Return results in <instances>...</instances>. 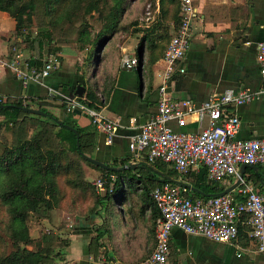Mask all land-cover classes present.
<instances>
[{"label": "crops", "instance_id": "obj_1", "mask_svg": "<svg viewBox=\"0 0 264 264\" xmlns=\"http://www.w3.org/2000/svg\"><path fill=\"white\" fill-rule=\"evenodd\" d=\"M149 1L154 4L153 16L140 19L128 35H117L94 54L89 68L85 61L90 52L77 51L72 47H62V52L57 54L59 68L39 82L25 83L8 66L0 65V100L7 105L18 100L33 102V109L46 108L63 120L70 112L71 101L83 99L93 87L98 97L95 108L119 125L112 144L107 143L105 134L98 132L94 158L110 166L115 160L125 158H132L130 166L147 162L144 158L135 159L129 145L131 139L140 134L142 126L157 113L161 84L159 75L164 71V55L178 27L172 19L178 5L169 4L166 0L167 18L163 20L159 17L160 0ZM195 6L197 17L193 22L190 48L180 63L186 73L177 74L171 84L174 99L189 100L199 109L215 94L248 91L255 96L254 99L241 106L228 107L227 113L241 120L238 139L264 138V81L257 63L258 44L264 41V0H195ZM138 7L139 4L134 3L130 13H135ZM155 24L159 25L156 36L163 35L165 31L168 36L165 40H155L157 48L151 51L144 43L139 54L146 30ZM15 29V20L0 11V56L3 58L11 54ZM125 55L139 59L138 70L129 71L122 67ZM51 56L46 49H37L26 58L32 61L42 58L45 62ZM79 85L86 89L83 98L74 93ZM72 111L76 112L74 119L81 127H94L86 114L79 109ZM208 126L209 117H200L199 114L187 116L184 127H180L177 121L169 123V127L176 132L192 134H199ZM256 167L246 171L243 181L264 194V165ZM202 173H207L204 166L191 172L195 176ZM238 180L237 177L228 178L221 182V186L227 190ZM177 182H182V177ZM132 198L126 203V208L132 203L137 204L136 197ZM143 207L139 203L134 209L135 216L130 219V215L125 216L123 212V218L128 220H124L121 226H112V239L105 237V247L99 250L98 261L89 251L94 236L93 221L78 216L68 217L73 220V225L67 228L70 246L64 252V260L55 264H133L145 260L154 250L156 236H152L148 228L152 212L149 208L143 210ZM59 223L51 224V228H54V234L63 236ZM244 226L250 229L248 224ZM249 233L250 230L243 241L240 234L236 242L218 243L174 228L168 264H264V254L257 252Z\"/></svg>", "mask_w": 264, "mask_h": 264}, {"label": "trees", "instance_id": "obj_2", "mask_svg": "<svg viewBox=\"0 0 264 264\" xmlns=\"http://www.w3.org/2000/svg\"><path fill=\"white\" fill-rule=\"evenodd\" d=\"M139 0H0V11L7 13L16 22L15 37L37 30V49L49 47L50 55L62 52V47L89 51L85 65L93 64V56L110 43L117 35H128L138 19L128 21L131 7ZM166 0H160V19L166 20ZM178 5L173 20L179 25L180 4L178 0H167ZM154 7V6H153ZM179 15V17H178ZM35 25V27L33 26ZM34 27V28H33ZM159 25L145 32L139 51L147 43L148 50L157 48L155 40H165L167 31L156 36ZM97 29V33L94 29ZM33 43V42H32ZM33 48V47H32ZM31 49V48H30ZM150 59L154 61L153 57ZM31 65L41 68L42 58L31 60ZM81 102L95 107L98 102L96 90L90 87ZM4 105L0 100V106ZM0 108V264H55L64 260V252L70 246V239L52 233H45L34 240L30 234L29 219L34 215L51 219L52 213L59 210L69 217L98 223L93 224V239L90 255L99 260L104 239H112V226H121L111 213L114 200L121 214L135 216L134 209L142 203L143 210L152 212L149 233L156 235V220L159 216L152 199V191L164 183L176 184L180 177L169 165L157 162L138 163L130 166L132 158L115 160L112 167L128 168L124 171H108L83 158H94L98 131L94 127H81L76 121L75 111H70L65 119L51 114L46 108L43 112L55 118L33 115L18 107L33 108V102L18 100ZM58 121H61L59 123ZM68 127L80 134V148L77 136ZM7 134H10L8 137ZM100 173L106 193L99 194L86 176L85 169ZM183 184H191L199 192L187 190L191 199H208V195L226 190L221 183L210 182L207 173L182 176ZM110 190L112 192H110ZM137 195V196H136ZM135 196L136 203L126 208V203ZM105 212V214H104ZM133 215V216H132ZM125 221L128 218H123ZM248 218L239 224V238L247 239ZM105 253H103L104 255Z\"/></svg>", "mask_w": 264, "mask_h": 264}, {"label": "built area", "instance_id": "obj_3", "mask_svg": "<svg viewBox=\"0 0 264 264\" xmlns=\"http://www.w3.org/2000/svg\"><path fill=\"white\" fill-rule=\"evenodd\" d=\"M178 1L181 20L164 55V71L159 75L161 84L157 113L142 126L140 134L131 139L129 148L135 159L144 158L149 164H168L180 177L199 171L204 166L210 182L221 183L232 177L240 179L243 165H264V138L238 139L241 120L236 115H229L227 108L247 104L255 96L248 91L215 94L199 109L189 100L174 99L171 84L177 74L186 73L180 63L190 48L193 22L197 17L195 0ZM148 15L152 17V12ZM257 63L264 81V41L258 44ZM0 65L8 66L27 83L48 78L59 68L60 61L51 56L38 68L31 65L30 58H24L15 50L12 57L0 56ZM122 67L136 71L139 59L125 55ZM74 109L86 114L96 130L106 135L107 143H113L119 126L117 122L105 117L99 109L86 106L81 99L71 101L69 111ZM193 114H199L200 117L207 115L208 128L199 134H192L176 132L169 127L172 121H177L180 127H184L186 117ZM93 186L99 194L106 193L102 179L93 182ZM186 192L187 189L183 186L173 183L161 184L152 191L151 196L159 213L155 247L148 258L133 264H168L174 228L218 243L236 242L243 218H248L249 236L257 252L264 254V194L247 185L243 179L240 186L232 192L206 200L191 199Z\"/></svg>", "mask_w": 264, "mask_h": 264}, {"label": "rangeland", "instance_id": "obj_4", "mask_svg": "<svg viewBox=\"0 0 264 264\" xmlns=\"http://www.w3.org/2000/svg\"><path fill=\"white\" fill-rule=\"evenodd\" d=\"M151 3L152 2H150L149 0H139V2H138L139 7L136 9V12L131 13L130 15L128 14L127 18L129 19L131 17L132 21L138 19V22H139L140 19L148 18L149 17L148 13H150V12H152V16H153V13L155 10L153 7L154 4L152 5ZM150 4H151V7L149 8ZM134 16H136V17H134ZM33 26L35 27V25H33ZM94 32L97 33L96 28L94 29ZM30 34L31 35L28 38V36H26L27 32H24L23 34L19 35V38L17 37L15 39H13V41H12L13 46L11 48V54H9L11 57L15 54V50H16V52L21 53L24 58L30 56L33 51L37 50V43H35V41L37 42V39H38L37 35L38 34H37L36 28H34L32 30V32L30 31ZM49 49L50 48L46 46V52L47 53H48ZM52 56L58 58L57 55H52ZM7 135H8V137H10V134H7ZM170 167L171 166H169V169H171ZM85 172H86V176H87L88 180H90L92 184L97 179H100V173L95 172L90 168H86ZM110 205H111L110 210L112 211L111 213L115 216L114 218H116L115 220L118 222V224H120L121 222L124 223V219H122V214L120 213V211L118 209L119 206H116L114 200L112 201V203ZM104 214H105V212H104ZM68 217L69 216L63 214V212H61L59 210H55L52 213L51 219H43V218L41 219V218L34 216V215L30 216L28 225H29L30 234H31L32 238L34 240H38L41 238V236L43 234L49 233V232L50 233L54 232V230H53L54 228H51V224L53 225L56 222L57 223L60 222L58 228L62 229L63 236L67 237L68 236L67 228H69V226L73 225V220L68 219ZM70 218H71V216H70ZM95 223H98L97 219L93 220V224H95Z\"/></svg>", "mask_w": 264, "mask_h": 264}, {"label": "water", "instance_id": "obj_5", "mask_svg": "<svg viewBox=\"0 0 264 264\" xmlns=\"http://www.w3.org/2000/svg\"><path fill=\"white\" fill-rule=\"evenodd\" d=\"M85 87L83 85H79L77 86L76 90H75V96L79 97V98H83L84 95H85ZM75 96L73 99H75ZM10 107H15V106H12V105H7V104H4V105H1L0 108L1 109H4V108H10ZM18 108H21L23 109L25 112H28L30 114H33V115H39V116H44V117H51V118H54L53 115L51 114H48V113H45L43 112L42 110H39V109H33V108H27V107H18ZM55 119V118H54ZM59 123H61V121H58ZM72 132H74L77 136V147L80 148V134L77 130L71 128V127H68ZM83 158L86 160V161H89L91 162L92 164L100 167V168H103L104 170H108V171H124L126 170L128 167L127 166H124V167H112L110 166L109 164L107 163H104V162H101L95 158H89L87 157L86 155H83ZM131 167L133 168H136L137 165H131ZM248 169H257L256 166H246V165H243L240 169V172H241V175H240V179L236 182L235 185H233L231 188L225 190L224 192L222 193H219V194H212V195H208V197H217V196H223V195H226L230 192H232L233 190L237 189L240 184H241V180L243 179L246 171ZM177 185H181L183 186L185 189L187 190H190L192 192H197V193H200L203 195L202 192H199L197 189L195 188H192L191 186L189 185H186V184H183L181 182H176Z\"/></svg>", "mask_w": 264, "mask_h": 264}]
</instances>
